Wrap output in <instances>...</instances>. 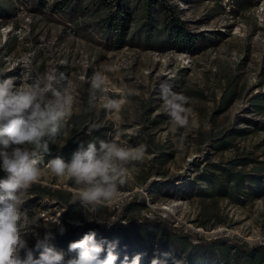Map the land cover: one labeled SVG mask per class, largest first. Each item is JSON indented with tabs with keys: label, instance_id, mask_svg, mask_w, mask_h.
Returning <instances> with one entry per match:
<instances>
[{
	"label": "rangeland",
	"instance_id": "374dc122",
	"mask_svg": "<svg viewBox=\"0 0 264 264\" xmlns=\"http://www.w3.org/2000/svg\"><path fill=\"white\" fill-rule=\"evenodd\" d=\"M5 1L7 10H0V78L19 77L27 69L33 75L55 71L54 87L67 83L74 96L66 134L55 140L45 137L49 152L43 154V164L58 156L70 162L72 141H89L91 125L102 129L105 136L100 140L118 132L115 139L120 143L146 145L143 162L128 166L126 182L95 212L112 225L135 221L129 246L140 253L141 264H150L154 257L163 259L162 248L153 240L143 245L138 236L142 226L159 225L194 243L219 239L228 245L264 244V197L237 205L163 188L183 180L194 186L196 194L200 188L196 176L205 173L207 163L243 155L264 160V111L253 102L256 95L264 100V0H238L239 5H234L236 0L171 2V7L177 3L182 9L187 29L206 38L198 42L196 52L132 45L141 37L136 32L138 11L128 34L133 43L120 45L107 25L109 12L98 0H70L71 5L49 0L45 8L34 0ZM239 6L244 9L238 11ZM96 71L103 73L109 95L121 101L119 110L109 112L99 102L90 104L94 93L88 78ZM15 83L19 86L20 80ZM163 84L190 98L187 128L170 125L159 98ZM227 139L234 146L217 150L216 145ZM24 199L23 209L38 220L32 228L41 237L72 221L107 227L95 219L89 222L73 181L47 167ZM26 239L29 247L35 245L31 232ZM74 256L76 252L66 254ZM171 256L188 264L185 255ZM209 264L225 263L211 258Z\"/></svg>",
	"mask_w": 264,
	"mask_h": 264
},
{
	"label": "clouds",
	"instance_id": "9594fccd",
	"mask_svg": "<svg viewBox=\"0 0 264 264\" xmlns=\"http://www.w3.org/2000/svg\"><path fill=\"white\" fill-rule=\"evenodd\" d=\"M60 78L66 80L62 73ZM17 79L19 86L15 83ZM56 81L55 71L33 75L31 69L23 70L19 77L0 78V169L6 174L0 179V264H116L119 258L116 242L98 241L95 231L70 243L68 251L76 252V256L66 258L64 251L51 244L54 237L50 231L42 237L34 231L32 226L38 220L30 218L28 210L23 209L25 194L39 182L42 168L47 167L56 176H68L73 181L78 202L87 210L84 213L89 222L95 219L111 227L113 222L97 218L95 212L126 182L128 166L133 162L142 163L147 151L144 144L118 142L115 136L119 133L114 132L108 134L110 139L99 140L98 147L95 140L88 142L86 148L81 144L70 162L58 156L43 164V154L49 152L45 137L55 140L66 134V122L74 102L67 83L57 89ZM88 83L94 93L90 97L93 107L99 102L109 112L119 110L121 101L107 92L102 72H93ZM159 98L170 125L187 128L190 98L182 91L174 92L168 84L161 85ZM98 127L91 125L88 134ZM179 146L184 147L182 141ZM72 223L80 226V221ZM56 224H60L59 218ZM65 231L61 226L60 234ZM29 232L36 238L34 247H29L26 239ZM102 253H106L103 258ZM163 255V259L154 257L150 264H168L169 258L172 264H184L182 257ZM140 261L141 255L137 254L131 260L125 256L122 264H140Z\"/></svg>",
	"mask_w": 264,
	"mask_h": 264
},
{
	"label": "trees",
	"instance_id": "16d2710c",
	"mask_svg": "<svg viewBox=\"0 0 264 264\" xmlns=\"http://www.w3.org/2000/svg\"><path fill=\"white\" fill-rule=\"evenodd\" d=\"M135 0H98L99 5H105L109 12V21L107 23L113 36L120 45L132 44L128 39L130 22L137 17L136 32L140 34V39L134 46H140L144 49L159 50L174 49L179 52H196V46L201 40L196 33L190 32L182 19V9L177 3L170 5L175 0H136L138 4L133 5ZM72 4L68 1H61V4ZM34 4L45 8L49 0H34ZM5 0H0V10H7ZM60 5V4H58ZM234 5H239L238 0ZM244 6L238 7L242 11ZM138 11V12H136ZM136 12V13H135ZM234 92H232L233 94ZM231 94V96H232ZM230 96V95H229ZM229 98L223 108L229 102ZM254 105L264 111V100L256 95ZM84 118H82V121ZM60 136V135H59ZM105 135L102 129L98 127L91 133V138L87 142L72 141V156L75 151L83 144L86 148L90 141H98ZM230 139L224 140L216 145L217 150H224L233 147ZM205 173L197 175L196 180L200 183V188L193 194L194 186L190 182L169 183L164 185V190L176 193L183 191L188 196L197 195L201 199L217 198L228 200L231 204H245L249 200H255L257 197H264V160L258 161L249 155H243L228 161L209 162ZM1 174H4L3 176ZM5 173L0 172V179L5 178ZM194 183V182H192ZM179 184V185H178ZM135 221L129 219L126 224L123 222L114 223L111 227H103L95 223H80L67 226L63 235L60 230L50 231L54 237L51 244L57 249L68 251L69 244L82 239L89 231L96 232V239L116 242L115 252L118 255L116 264H122L125 256L131 260L138 252L130 247L129 238L134 233ZM158 226V227H157ZM156 228L142 226L139 230V238L143 245H147L151 240L157 243L163 254L185 255L188 264H196L197 261L203 264H209L211 258L220 259L225 264H264V244L254 246L228 245L223 240H214L210 242L194 243L186 236H180L177 233L166 231L157 225ZM34 247V246H31ZM107 247V246H106ZM37 256L39 253H35ZM133 254V255H132ZM106 253H102V257ZM164 258V255H163ZM142 260V258H141ZM169 260V259H168ZM142 261H140V264Z\"/></svg>",
	"mask_w": 264,
	"mask_h": 264
},
{
	"label": "built area",
	"instance_id": "2783aa9c",
	"mask_svg": "<svg viewBox=\"0 0 264 264\" xmlns=\"http://www.w3.org/2000/svg\"><path fill=\"white\" fill-rule=\"evenodd\" d=\"M107 227H109V226L107 225Z\"/></svg>",
	"mask_w": 264,
	"mask_h": 264
}]
</instances>
